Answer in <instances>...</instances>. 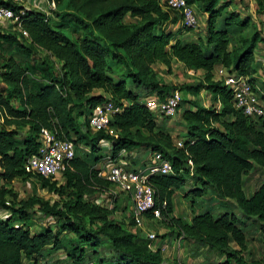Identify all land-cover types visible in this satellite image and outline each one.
Segmentation results:
<instances>
[{"label": "trees", "instance_id": "trees-1", "mask_svg": "<svg viewBox=\"0 0 264 264\" xmlns=\"http://www.w3.org/2000/svg\"><path fill=\"white\" fill-rule=\"evenodd\" d=\"M46 1L55 5L49 14L14 0H0L1 7L16 13L22 10L20 28L26 33L0 27V264H37L51 251H61L68 264H161L158 251L136 247L133 233L109 234V229H118L107 220L108 211L82 198L85 185L93 190L109 185L96 177L94 169L103 158L98 155L101 139L109 142L106 156L111 159L121 151L128 154L141 148L158 151L169 161L171 174L149 177L155 204L165 202L167 222L152 220L149 212L144 213V221L158 222L171 228L177 239L224 255L222 264H264L245 262L240 256L244 219L258 225L264 246V183L248 195L243 185L255 167L264 170V117H248L235 109L231 90L213 77L214 69L224 68L226 73L247 77L257 94L252 78L254 50L264 37L256 30L243 34L251 28L249 17L230 9L234 0H185L205 15L203 35L187 40L181 34L192 29L179 23L177 11L163 8V0ZM252 2L255 15H263L264 0ZM94 8L96 13L91 14ZM126 16L135 20L125 21ZM172 26L176 28L169 29ZM172 62L186 71H201V82L179 87L160 82L152 66L159 63L167 68ZM261 69L264 73V65ZM173 90L192 95L204 91L212 102L204 106L195 99L185 101L189 107L180 113V146L156 124V115L171 116L158 115L144 104L150 96L163 100ZM257 96L264 105V93ZM105 101L121 108L109 121L116 137L87 127L91 109ZM181 102L180 96L176 111ZM42 128L74 145L70 168L61 173L63 184L54 187L51 177L34 174L47 190L57 194L71 190L59 207L34 197L17 199L7 187L28 174L23 163L36 153ZM78 145L88 151L78 153ZM177 192L184 197L207 195L208 203L216 201L215 208L236 207L240 216L227 211L214 215L206 207L198 213L193 210L185 221L172 214ZM116 196L109 211L118 203ZM36 203L43 218L54 219L53 226L33 230ZM96 219L102 225L92 227ZM128 225H134L129 213ZM67 233L72 237H65ZM230 244L236 249H230ZM103 245L110 250L108 256L101 253Z\"/></svg>", "mask_w": 264, "mask_h": 264}, {"label": "rangeland", "instance_id": "rangeland-1", "mask_svg": "<svg viewBox=\"0 0 264 264\" xmlns=\"http://www.w3.org/2000/svg\"><path fill=\"white\" fill-rule=\"evenodd\" d=\"M16 2V0H14ZM161 2V1H160ZM18 3V2H16ZM25 6L31 7L29 9H34L31 4L25 3ZM41 7L46 12H50L55 10V5L52 8H49L48 4L45 0H42ZM192 10L194 16L196 18L195 27L188 32V34H184V38L195 39L197 36L203 35V27L205 17L197 10L195 5H192ZM164 8V7H163ZM66 11H73V9L65 8ZM230 9H236L240 12L241 16H248L251 28H246L243 30L244 35H248L252 31L256 30L260 37H264V14L263 15H255L253 12L254 4L252 0H234L233 5L231 4ZM96 13V8H94L91 14ZM135 19H129L127 16L125 17V21H132ZM176 26L169 27V29L174 30ZM5 29V28H4ZM75 35V34H73ZM235 36L231 38V43H234ZM238 45V43H235ZM264 65V43L257 42L256 49L254 50V67L255 73L252 76L254 79V84L257 94L264 93V89L262 87V81L264 80V73L261 67ZM153 69L157 73V77L160 79L159 81L167 86L179 87L182 85H193L200 83L202 80V72H186L180 64L177 62H173L169 67H165L162 64L156 63L153 66ZM217 68L213 71L214 79L218 78ZM177 91L182 99L180 104L179 111H175L174 115L168 118H162L156 115V124L160 126L163 130L168 131L170 136L172 137L173 143L176 141H181V137L183 136V122L180 118L181 109L184 107H189L185 101L195 99L199 104L208 106L212 104L209 97L204 93V91H200L197 95H192L184 90H173ZM99 90H93L92 93H98ZM172 91H169L171 93ZM259 96V95H258ZM263 102V99H261ZM3 120L0 116V126ZM10 126H6L9 128ZM78 153H86L88 150L84 148L82 145L77 146ZM110 148L101 147L100 154L102 157H105ZM146 158V151H142L141 148H136L131 150L128 154L121 153L116 158V163L121 164L123 167H128L130 169L137 168L139 164L142 163ZM27 175V176H26ZM23 175L22 177L13 179L7 187L10 188L16 195L17 199H26L29 197H34L38 202H46L48 205L58 204L56 207H59L63 201L67 200V195L71 192L70 189H63L61 194L54 193L50 190L46 189V186L39 180L37 176L34 174L28 173ZM1 182V181H0ZM49 182H55V186L57 187L63 184V179L61 175H56L54 177L49 178ZM264 183V170L260 168H254L246 177H244V188L245 194L248 195L251 193V190L256 188L259 184ZM188 182V186H189ZM112 191L116 192L117 190L108 185ZM107 187H99L96 190L89 189L87 185L84 186V190H82V198L83 200H87L93 206H99L108 211L106 217L107 220H110L111 223L116 225L118 230L109 229L108 233L111 235H119L124 231H128L133 233L137 237V246L136 247H144L149 250L151 253L158 251L159 253V261L161 264H222L225 256L218 255L214 251H210L205 246H198L191 241L186 239L178 240L175 237L174 232H170L171 228L164 226L158 222H147L143 221L139 226L136 225H128V213L126 211V206L123 199H119V193L117 192L115 195L119 199L118 203L114 207L113 210L109 211L107 207ZM88 190H91L88 193ZM182 190L187 191V186H184ZM214 192L211 191V195ZM121 194V193H120ZM207 196V195H206ZM194 198V197H184L183 192H177L174 200H172L175 205V215L177 217H181L185 221H189L192 211L201 212L205 210L206 207L212 209L214 215L218 212L227 211L233 212L237 216H240V212L236 207H231L229 205H221L215 208L216 201H210L208 203V198ZM213 199V197L211 198ZM193 203H190V201ZM214 203V205H213ZM113 204V203H112ZM214 206V209H213ZM38 203L34 204V209L38 210ZM239 218V217H238ZM31 221L34 223L33 230L39 229L43 226H53L54 219L49 217L47 219L43 218L42 214L38 210V212L32 213ZM84 224L87 223V217L83 219ZM248 222V223H247ZM101 222L97 219L94 220V224L92 227L101 226ZM244 228L245 235V243L242 251H240V256L243 258L245 262L249 261H264V246L260 242L261 230L259 231V227L256 223H250L248 220L244 219V224L241 225ZM170 232V233H169ZM149 235H153V238H149ZM65 237H72L71 234H65ZM139 244V246H138ZM107 245L101 248V253L104 256H108L110 250L106 248ZM230 249H236V246L230 244ZM69 262L66 260L64 254L61 251H51L47 256L40 258L37 261V264H68ZM233 264V262L231 263Z\"/></svg>", "mask_w": 264, "mask_h": 264}, {"label": "built area", "instance_id": "built-area-1", "mask_svg": "<svg viewBox=\"0 0 264 264\" xmlns=\"http://www.w3.org/2000/svg\"><path fill=\"white\" fill-rule=\"evenodd\" d=\"M25 0H16L19 4ZM46 1V0H45ZM35 10L49 14L41 7L42 0H29ZM49 8L54 7L53 2H48ZM163 5L167 9L175 10L180 15V23L183 27L193 29L196 25L191 5L185 0H163ZM19 13L9 8L0 6V27L7 30H19ZM26 35L24 31H21ZM218 78L222 79L223 84L231 90L232 105L239 109L243 115L248 117H264V105L254 91V87L248 82V78L238 76L234 73H226L224 68H217ZM192 72V71H187ZM180 100V94L172 91L163 100H158L150 96L144 100L145 106L163 116H173ZM121 110L119 106L111 101H105L95 105L87 118V127L92 132H103L108 136L116 137V132L110 127L111 117ZM100 147L110 148V144L105 139L98 141ZM181 142L177 141L176 146ZM123 153L122 151L120 154ZM74 156V145L71 141L60 139L55 132L44 128L40 129V144L35 154L27 157L23 163V169L26 173L39 175L44 178L61 175L66 169L70 168V161ZM190 164V161H187ZM96 177L99 180L107 182L117 191L107 187V207L111 208L115 194L122 193L127 199L129 214L134 225L139 226L144 221V213L149 212L152 220L167 222L165 202H154V189L149 182V177L153 175L171 174L172 169L169 161L165 159L158 151L146 150V158L137 168L130 169L116 163V159L108 156L103 157L99 163L94 166ZM104 189V187L102 188ZM153 238V235H149ZM22 264H34L30 261H23ZM87 264H93L89 262Z\"/></svg>", "mask_w": 264, "mask_h": 264}, {"label": "crops", "instance_id": "crops-1", "mask_svg": "<svg viewBox=\"0 0 264 264\" xmlns=\"http://www.w3.org/2000/svg\"><path fill=\"white\" fill-rule=\"evenodd\" d=\"M25 3L30 4L31 2H29V0H25L23 3H21V5H22L24 8H31V7L25 6ZM163 7H164V6H163ZM164 8H166V7H164ZM166 9H167V8H166ZM201 14H202V13H201ZM202 15L205 17L204 14H202ZM179 23H180V22H179ZM184 34H188V32L182 33L181 36H183ZM183 37H184V36H183ZM172 63H173V62H172ZM177 64H179V63H177ZM185 71H186V70H185ZM186 72H187V71H186ZM196 72H201V71H196ZM191 73H193V72H191ZM140 165H141V164H139L138 166H140ZM245 177H246V176H245ZM95 189H97V188H95ZM244 190H245V188H244ZM118 193H119V192H118ZM175 196H176V193L174 194L172 200H174V197H175ZM118 197H119V199H123V201L126 202V203H125V206L127 205V206H126V211H127V213H129L128 202H127V200L124 199V198H125L124 195H123L122 193H121V194L119 193V196H118ZM174 209H175V205L173 204V211H172V214H173V215H175V210H174ZM175 216H176V215H175ZM180 238H181V237H179L178 240H180Z\"/></svg>", "mask_w": 264, "mask_h": 264}]
</instances>
